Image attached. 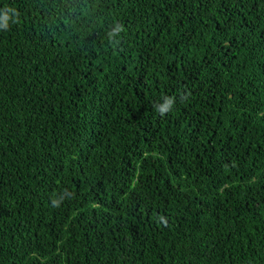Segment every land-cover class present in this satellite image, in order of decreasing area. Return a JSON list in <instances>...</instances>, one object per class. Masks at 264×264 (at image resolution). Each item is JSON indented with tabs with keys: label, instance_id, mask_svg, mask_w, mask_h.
<instances>
[{
	"label": "trees",
	"instance_id": "1",
	"mask_svg": "<svg viewBox=\"0 0 264 264\" xmlns=\"http://www.w3.org/2000/svg\"><path fill=\"white\" fill-rule=\"evenodd\" d=\"M0 264H264V0H0Z\"/></svg>",
	"mask_w": 264,
	"mask_h": 264
},
{
	"label": "clouds",
	"instance_id": "2",
	"mask_svg": "<svg viewBox=\"0 0 264 264\" xmlns=\"http://www.w3.org/2000/svg\"><path fill=\"white\" fill-rule=\"evenodd\" d=\"M10 11H14L13 9H9ZM119 31H122V29L120 28V29H118ZM167 109H165V111H166Z\"/></svg>",
	"mask_w": 264,
	"mask_h": 264
}]
</instances>
